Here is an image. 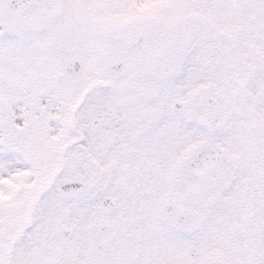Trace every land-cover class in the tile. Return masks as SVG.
Masks as SVG:
<instances>
[{"label":"snow or ice","instance_id":"1","mask_svg":"<svg viewBox=\"0 0 264 264\" xmlns=\"http://www.w3.org/2000/svg\"><path fill=\"white\" fill-rule=\"evenodd\" d=\"M0 264H264V0H0Z\"/></svg>","mask_w":264,"mask_h":264}]
</instances>
